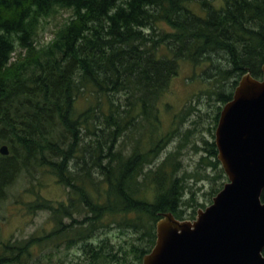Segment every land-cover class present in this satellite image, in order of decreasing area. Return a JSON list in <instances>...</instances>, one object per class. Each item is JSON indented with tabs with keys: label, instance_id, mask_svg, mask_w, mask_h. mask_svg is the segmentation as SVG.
I'll return each mask as SVG.
<instances>
[{
	"label": "trees",
	"instance_id": "16d2710c",
	"mask_svg": "<svg viewBox=\"0 0 264 264\" xmlns=\"http://www.w3.org/2000/svg\"><path fill=\"white\" fill-rule=\"evenodd\" d=\"M222 1L0 0V147L10 149L0 154V206L22 173L49 172L67 188L66 200L40 203L55 228L1 242L0 264H64L32 257L33 247L54 240L81 246L77 264H143L164 213L194 219L195 204L206 206L185 198L189 176L220 180L214 196L223 188L215 140L203 139L200 159L213 174L179 175L175 151L157 161L180 130L175 120L165 130L161 102L181 61H207L203 77L213 87L205 94L224 104L245 73L263 76L264 0ZM62 12L69 15L40 44L44 21ZM112 227L130 239L103 235Z\"/></svg>",
	"mask_w": 264,
	"mask_h": 264
},
{
	"label": "water",
	"instance_id": "95a60500",
	"mask_svg": "<svg viewBox=\"0 0 264 264\" xmlns=\"http://www.w3.org/2000/svg\"><path fill=\"white\" fill-rule=\"evenodd\" d=\"M245 73L224 104L215 130L228 180L194 219L166 212L143 264H264V64ZM3 144L0 154L8 155Z\"/></svg>",
	"mask_w": 264,
	"mask_h": 264
},
{
	"label": "rangeland",
	"instance_id": "374dc122",
	"mask_svg": "<svg viewBox=\"0 0 264 264\" xmlns=\"http://www.w3.org/2000/svg\"><path fill=\"white\" fill-rule=\"evenodd\" d=\"M223 5V1L221 0ZM193 10L199 15H205V10L197 4H192ZM69 15L68 12H62L56 17H49L41 26L38 40L40 44L49 42L57 26ZM217 62H224L219 54L214 55ZM209 67V63L202 62L200 65L194 66L187 61L180 62V70L171 82V85L164 95L161 102V117L165 130L170 129L173 120L180 127L179 133L171 138L164 150L160 153L157 161H163L168 153L177 152L181 161V170L179 175L185 171L193 173L199 171L200 175L205 172H211L213 169L200 166V159L205 154L203 149V139L214 140L215 137L210 133L213 129V117L217 111V107L221 103L215 99H210L205 90L213 87L212 82L203 77L204 71ZM87 104L86 100H81L79 106L83 108ZM170 105V108L166 107ZM194 107L195 109H192ZM187 111H190L186 114ZM181 113L183 118L176 117ZM191 132L187 135V130ZM215 133V130H214ZM227 181V180H226ZM185 198L190 199L194 196L195 203L208 206L213 200L214 194H211L213 187L220 185V180L215 181L204 175L197 177L189 176L187 178ZM43 199H49L55 203L67 199V188L57 182V178L49 172L36 170L33 176L22 173L21 176L13 183L9 190L7 198L0 206V243L8 239L23 240L29 239L32 235L42 236L51 232L55 228L52 220L51 211L40 205ZM199 204L195 207L201 208ZM188 208V207H187ZM191 208L190 211H192ZM68 221V220H67ZM103 235L110 236L111 240L116 243H123L125 239H130L131 233H124L117 227L103 230ZM96 238H102V230ZM41 247H45L42 249ZM47 247V248H46ZM50 247H58L51 249ZM62 240H54V242L42 243L37 247H33L32 257L34 259H46L49 256L54 262L62 260L64 264H77L80 261V251L77 247L79 244L70 246ZM0 247V253H1ZM83 264V263H82Z\"/></svg>",
	"mask_w": 264,
	"mask_h": 264
}]
</instances>
